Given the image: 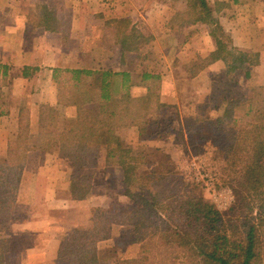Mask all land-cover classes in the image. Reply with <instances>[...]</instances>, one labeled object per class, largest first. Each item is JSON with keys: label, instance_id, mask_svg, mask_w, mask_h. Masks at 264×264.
I'll return each instance as SVG.
<instances>
[{"label": "crops", "instance_id": "crops-1", "mask_svg": "<svg viewBox=\"0 0 264 264\" xmlns=\"http://www.w3.org/2000/svg\"><path fill=\"white\" fill-rule=\"evenodd\" d=\"M204 1L206 13L186 19L187 0H0V64L7 67L0 163L11 148L23 158L0 225V264H79L88 248L93 264L139 259L136 228L116 222L124 214H115L116 206L127 198L120 167L107 161L110 147L101 145L79 165L58 155L54 139L79 114L115 107L122 90L139 101L153 87L163 105L196 108L199 86L209 92L224 75L242 74L263 89L264 0ZM218 42L222 59L201 67ZM74 70L127 73L129 83L116 79L109 100L97 86L81 84L87 93L76 102L67 96L66 71ZM182 81L192 85L189 100L179 99ZM114 133L133 150L138 145L137 127Z\"/></svg>", "mask_w": 264, "mask_h": 264}, {"label": "trees", "instance_id": "trees-1", "mask_svg": "<svg viewBox=\"0 0 264 264\" xmlns=\"http://www.w3.org/2000/svg\"><path fill=\"white\" fill-rule=\"evenodd\" d=\"M198 9L200 12L206 13L204 0H188V9L184 13L186 19H199ZM217 47L215 53L210 54L202 61L201 67L217 58L222 59L223 55L220 54L223 53V50L219 42ZM6 72L7 67L0 64V87L4 84ZM66 72L69 74L71 83L67 96L76 102L81 96L85 97L87 93L79 88L81 84L97 86L101 92L100 98L109 100L116 79L117 82H121L122 86L129 83L127 73L81 70ZM145 78L148 77L145 76ZM149 78L154 82L158 80V77L155 76ZM262 90L264 91V88ZM127 91L122 90V93L118 95L115 107L101 109L97 114H79L75 120L65 123L62 132L54 139L57 153L80 165L96 156L101 145L112 146L114 149L109 151V156L113 155L112 152L115 149L117 150V165L121 168L123 183L128 185L143 180L146 183L142 181L140 184L145 187L149 184L150 186H160L165 182L164 180L172 181L173 177L165 178L163 175L156 174L159 166L162 167V171L164 169L166 173L170 172L172 165L170 162L164 167L162 163L154 164V162L148 161V158L155 153L168 159L163 148H155L153 151L145 150L147 147H140V151L137 148L133 150L129 147L120 149L121 143L114 132L117 129L131 126L138 128L139 135L148 132L151 126L150 122L154 118L151 116L154 110H175V106L159 103V96L153 87L148 90L149 97L139 101L131 99ZM261 99L264 102V94ZM118 103L120 104L119 109ZM219 104L215 108L221 110V113L214 119L210 118V115L199 116L192 120H185L182 125L177 117L178 130L175 131V134L178 133V137L181 139L185 133L191 135L193 144L199 141H209L220 145L227 163L226 170L236 175L234 177L235 192L241 193V195L238 194L239 202L227 209V217L224 218L223 214L201 197L187 194L178 198L172 194L171 199H167L164 195L156 196V194L148 193L147 198L145 196L134 197L138 199L140 208L122 214L116 222L133 225L141 239L143 231H145L167 245H176L187 250L191 264H260L261 249L264 247L259 238L261 237L260 232L264 233V117L257 122L245 121V124L240 125L235 113L245 106V118H247L252 111L253 103L243 105L239 99H222ZM5 107L0 100V116L7 112ZM228 124H231L229 127L239 124V129L230 134L229 138L222 139L221 128ZM174 137L176 138V135ZM16 149L17 147L9 149L7 158L0 163V225L13 202L23 165V158ZM144 163L153 165L149 175L138 174L139 167L137 166L144 165ZM169 174L175 175L173 171ZM162 190L167 192L164 188ZM243 192H245V198ZM173 193H176L175 190ZM126 195H130L128 190H126ZM247 199H255L259 202L257 203V217L254 219L248 215L252 209L249 201H246ZM173 204H177V206H173ZM176 208L179 211L178 215L181 216V223L177 225V230L169 227L167 221L159 217L158 213L164 212L169 216L170 211H174ZM240 212L242 213L240 214ZM255 219L256 222H254ZM97 237L100 238L102 235ZM63 249H65V254L72 251L64 247ZM91 252L92 248H88L85 251V257L79 258V264H93L94 255L90 256ZM61 253L62 248L59 255ZM144 262V258H139L121 261L118 264H144Z\"/></svg>", "mask_w": 264, "mask_h": 264}, {"label": "rangeland", "instance_id": "rangeland-1", "mask_svg": "<svg viewBox=\"0 0 264 264\" xmlns=\"http://www.w3.org/2000/svg\"><path fill=\"white\" fill-rule=\"evenodd\" d=\"M210 30L213 35H219V30L215 27L210 28ZM234 55L236 56V54ZM246 59L251 58L248 57ZM232 75L233 76L224 75L221 77L219 82L213 86L211 85L209 92L208 89H204L200 85L197 89H200V92L199 97L197 98L198 106L196 108H194V106L190 107L191 105H184L183 103L182 106H175V110L161 109L157 111L154 110L151 113V116L154 118L150 122L151 126L149 127L148 132L139 135L138 145L133 148L134 150L137 148L140 151V147H147L145 150L153 151L157 148L155 146L156 143L161 144V147H163L164 150L167 149L166 153L169 158L166 159L163 155L155 153L154 155H151L152 157L148 158V161H152L154 164L162 163L164 167L170 162L172 164L170 166V172L173 171L175 174L174 176H171V174H169L170 172L166 173L164 169L162 171L161 166L158 167L159 169L156 171V174L160 176L163 175L165 178L173 177L174 179L172 181L164 180L165 182L160 184V186H150V184L145 187L141 186L142 184H140V182L143 180L128 185L124 183L121 191L123 192V196L127 198V201L125 204L121 205V207L116 206L115 214H119L120 212L129 213L139 209V201L134 197L145 196L147 198L148 193L156 194V196L164 195L167 199H171L172 194L174 197L178 198L189 194L190 196L201 197L205 202L210 203L216 210L223 214L224 218L227 217V209L239 202V195H241V193L235 192L236 184L234 182V177H236V175L226 170L227 163L220 145L216 142L209 141H199L196 142V144H193L191 135L185 133L184 137L181 139L178 137V133L175 134V131L177 132L178 130L177 117L182 122V125H184L185 120H192L196 116L210 115V118L214 119L220 115L221 110H216L215 106H218V104L222 102V99H239L240 103L243 105L249 104L250 102L253 103L252 111L247 118H245V106L235 113L236 118L240 121V125L245 124V121L257 122L260 118H263L264 102H262L261 97L264 94V91L262 89H254L256 88L254 86L255 84L251 81L244 80L242 74L240 75V78L237 73ZM181 83V85L177 83L176 87V90H179L177 91L180 96L179 99L185 97L186 100H189V97L193 95V90L191 89L192 85L183 81ZM197 111H199V113H197ZM239 124L235 127H229L231 124H228L224 128H221L222 139L229 138L230 134L235 133L239 129ZM183 129L185 131L184 126ZM175 135L176 138L174 137ZM107 147H110L108 151L114 149L112 146ZM123 147H129L132 149L131 144H128V142L123 143L121 141L120 149ZM117 153L116 149L112 152L113 155L109 156V152H107V161L108 157H110L117 163ZM133 164L138 165L136 162H133ZM152 166L153 165L149 163H144V165L139 164V166H137L139 167L138 174L145 173L144 175H149L152 171ZM143 182L146 183V181ZM176 182H178L177 185ZM162 188L167 192H163ZM126 190L129 191L130 195H126ZM173 190H175V194L173 193ZM212 191L216 194L221 192L224 193H221V202H218L220 205L219 208H217L216 204L211 199ZM243 196L245 198V192H243ZM246 201H249L252 209L248 215L253 217V219L256 218L257 203L259 202L255 199H247ZM173 206H177V204H173ZM178 212L179 211L176 208V210L170 211L168 214L169 216L164 212L158 213L159 217L167 221L169 227L176 229L178 228L177 225H180L181 223V216L178 215ZM244 212H246L245 209ZM241 213L242 212H240V214ZM254 222H256V219ZM143 233L139 258H144V264H191V258H189L187 250L176 245H167L166 243L157 240L156 236H150L145 231H143ZM136 234L137 236L135 235L134 238H139L137 231ZM260 235L261 237L259 238L264 244V233L260 232ZM123 237L130 240L132 235H125ZM260 261V264H264V247L261 249Z\"/></svg>", "mask_w": 264, "mask_h": 264}, {"label": "built area", "instance_id": "built-area-1", "mask_svg": "<svg viewBox=\"0 0 264 264\" xmlns=\"http://www.w3.org/2000/svg\"><path fill=\"white\" fill-rule=\"evenodd\" d=\"M222 194H224L223 192H221ZM219 193V194H216L215 192L212 191L211 193V199L213 200V202L216 204L217 208L220 207L219 203L218 202H221V199L220 197L222 196V194Z\"/></svg>", "mask_w": 264, "mask_h": 264}]
</instances>
